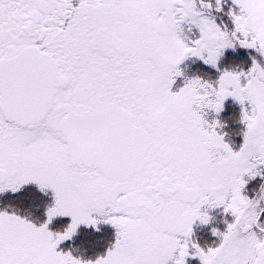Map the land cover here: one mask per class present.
I'll return each instance as SVG.
<instances>
[{"label":"snow or ice","instance_id":"6c2138e0","mask_svg":"<svg viewBox=\"0 0 264 264\" xmlns=\"http://www.w3.org/2000/svg\"><path fill=\"white\" fill-rule=\"evenodd\" d=\"M0 0V192L51 190L36 224L0 210V264H264V0ZM188 25L186 35L182 25ZM252 49L247 70L219 68L226 48ZM197 57L215 79L184 77ZM227 97L242 143L218 132ZM230 213L214 246L191 239L206 209ZM67 216L63 231L48 228ZM114 227L95 259L59 250L79 225Z\"/></svg>","mask_w":264,"mask_h":264},{"label":"trees","instance_id":"16d2710c","mask_svg":"<svg viewBox=\"0 0 264 264\" xmlns=\"http://www.w3.org/2000/svg\"><path fill=\"white\" fill-rule=\"evenodd\" d=\"M230 7H233L230 0H222L220 15L224 18ZM214 12V11H213ZM216 13V12H215ZM218 15L221 21L224 19ZM254 53L250 49H245L237 46L235 49H229L220 59L219 68H235L236 70H247L251 64V57ZM183 72L185 76L198 75L203 79H215L218 75L210 66L200 62L198 60H190L183 66ZM181 79L178 80V83ZM181 84V83H179ZM220 116H226L225 122L229 125L228 129L232 130L234 138L231 140L239 144L240 132H242V126L239 122L240 108L237 104L230 103L225 104ZM232 125V126H231ZM231 126V127H230ZM229 134V133H228ZM232 136V137H233ZM242 137V136H241ZM251 182L247 184L249 187L247 193L252 195L254 190H258L259 185L264 182L260 176L250 178ZM44 195V196H42ZM48 196L42 193H35L33 191L23 194L22 196H12L11 200H6L3 206H0V210H11L18 213L21 216H26L30 220L39 224L46 219L45 215V203L48 204ZM224 216V215H223ZM220 211L215 212L211 220V225L207 227H201L196 232L195 242L206 243V245H213L214 238H206L207 234H210L213 228L223 230L226 227L225 220ZM69 223L66 217H53L48 224V228L52 231H63ZM213 224V225H212ZM99 230L94 229L92 226H78L77 232L73 234L70 239L61 241L58 245L60 250L70 251L74 256H79L82 259H95L97 255H101L105 252L110 242L114 238V229L106 224L97 227ZM212 228V229H211ZM202 236V237H201ZM199 238V239H198ZM213 242V243H212ZM205 245V244H204Z\"/></svg>","mask_w":264,"mask_h":264},{"label":"rangeland","instance_id":"374dc122","mask_svg":"<svg viewBox=\"0 0 264 264\" xmlns=\"http://www.w3.org/2000/svg\"><path fill=\"white\" fill-rule=\"evenodd\" d=\"M230 2H231V4H232V0H230ZM232 6H233V8L235 7L233 4H232ZM214 11V12H213ZM221 11V10H220ZM220 11H216L215 9H213L212 10V16H213V18L216 20V22L218 23V24H222V26L223 25H227L229 28H231L232 27V25H231V20H230V18H229V16L228 15H225L224 16V18L219 14L220 13ZM216 12V13H215ZM218 15H220L223 19H224V21H221L219 18H218ZM182 27L184 28V32H185V34L186 35H189V36H191L194 32H196V30L193 28V30H192V32H189L188 31V25H182ZM229 49H232V48H226V49H224L223 50V55H224V53H226ZM250 50H252V49H250ZM252 52L254 53L253 55H257L255 52H254V50H252ZM222 55V56H223ZM221 56V57H222ZM221 57L218 59V62H217V65H218V67H219V61H220V59H221ZM190 60H198V61H200V62H203V61H201L199 58H197V57H192V56H189V57H186L185 58V60L184 61H182L181 62V64L179 65V67H180V69L182 70V73H183V75H181V76H177L176 78H175V80H174V83H173V85L171 86V90H173V91H175V90H177L179 87H181L182 85H183V83H184V77H185V75H184V72H183V66H184V64H186V62H188V61H190ZM208 66H210V65H208ZM211 68H213L212 66H210ZM246 71V70H245ZM188 77H192V76H188ZM179 79H181V82H179V83H181V84H179L178 83V80ZM226 99H231V100H233L234 102H236L232 97H227ZM225 99V100H226ZM224 100V101H225ZM226 104H228V103H226ZM236 104H238V106H240V104L238 103V102H236ZM224 107H225V105L222 107V109H224ZM240 108H241V106H240ZM221 109V111L219 112V113H216V112H214V111H212V110H206L205 111V116H204V118L206 119V120H208V121H212L213 119H216V120H218V121H220V127H218L217 128V131L218 132H222V133H224V139H225V141L226 142H228L234 149L235 148H238V146H239V144L240 143H242V132H240V139H241V141H240V143L239 144H236V143H234L231 139L232 138H234V136H233V134L231 133L232 132V130L231 129H228L229 128V125L225 122V120H226V116H220V114H221V112L223 111ZM240 114H241V112H240ZM239 122H240V124H241V126H242V129L244 128V125H243V123L241 122V120H240V117H239ZM232 126V125H231ZM230 126V127H231ZM229 133V134H228ZM233 136V137H232ZM245 179H250V178H245ZM48 193H50V194H47L48 195V200H49V202H48V204H47V202L45 203V208L47 207V206H49V205H51L52 204V202H53V195H52V192L51 191H47ZM244 194H246L245 192H244ZM7 211V210H6ZM10 212H12L11 210H9ZM206 211H207V213H208V215H209V217H210V219H209V221L207 222V223H200L199 221H196L193 225H192V234H191V239L195 242V233H196V231L198 230H200L201 229V227H207V226H210L211 225V220H212V218H213V215H214V213L215 212H219L220 211V213H225L224 212V210H223V206H217V207H213V208H207L206 209ZM18 214V213H17ZM46 215V214H45ZM222 216V215H221ZM55 217H66V218H68V220H69V222H70V217H67V216H60V215H57V216H55ZM47 218V217H46ZM33 221V220H32ZM34 222V221H33ZM35 223V222H34ZM37 224V223H36ZM103 224H106V225H109V226H111L113 229H114V227L112 226V225H110V224H107V223H103V222H101V223H99L98 225H97V227H99V226H101V225H103ZM198 225H200L198 228H196ZM213 225V224H212ZM79 226H84V225H79ZM196 229V230H195ZM212 229V228H211ZM50 231H52L51 230V228L49 229ZM54 233L56 232V231H53ZM202 237V236H201ZM207 237H211V238H214L213 239V242L216 240V242H218V237L217 236H215V235H213V233H212V231L210 232V234H207L206 235V238ZM199 239V238H198ZM212 242V243H213ZM215 242V243H216ZM206 243L207 242H205V243H199V245L201 246V247H208V246H214L215 245V243H213V245H206ZM205 244V245H204ZM59 245V244H58ZM59 249V248H58ZM60 250V249H59ZM63 251V250H62ZM196 260H198L199 261V259L198 258H196V257H186V261H187V264H195L196 263ZM189 261V262H188Z\"/></svg>","mask_w":264,"mask_h":264},{"label":"flooded vegetation","instance_id":"af4514ba","mask_svg":"<svg viewBox=\"0 0 264 264\" xmlns=\"http://www.w3.org/2000/svg\"><path fill=\"white\" fill-rule=\"evenodd\" d=\"M214 70L217 72L216 68H215ZM217 75H218V72H217ZM231 102L234 103V104H236V102H234L233 100H231V99H226V100L223 102V106H224L226 103L230 104ZM237 105H238V104H237ZM239 108H240V106H239ZM222 110H223V109H222ZM240 112H241V108H240ZM246 180H247V183H246V185H245V189H248L249 187H247V184L251 182V179H246ZM245 189H244V192H245L247 195L251 196L250 194L247 193V190H245ZM31 191H33V192H35V193H42V194H46V195H47V194H50V193H48L47 191H51V190L49 189V190H46L45 192H41L35 183H33V182H29L27 185L22 186L21 190H19V191L16 192V193H12L10 190H5L4 192H0V206H3V205H4V202H5L6 200H11V197L14 196V195L17 196V197H19V196H22L23 194H27L28 192H31ZM252 195H253V194H252ZM42 196H44V195H42ZM47 196H48V195H47ZM48 202H49V201H48ZM221 215H222L223 218H228V219H229V220H225V221H231V219H232L230 213H221ZM223 215H224V216H223ZM223 218H222V219H223ZM261 219L264 220V213H262ZM199 226H200V225H198L196 228H198ZM195 230H196V229H195ZM196 232H197V231H196ZM195 235H196V233H195ZM188 262H189V261H188ZM195 264H200V262H199L198 260H196V263H195Z\"/></svg>","mask_w":264,"mask_h":264},{"label":"clouds","instance_id":"9594fccd","mask_svg":"<svg viewBox=\"0 0 264 264\" xmlns=\"http://www.w3.org/2000/svg\"><path fill=\"white\" fill-rule=\"evenodd\" d=\"M260 196L261 197H264V187H261L260 188Z\"/></svg>","mask_w":264,"mask_h":264}]
</instances>
